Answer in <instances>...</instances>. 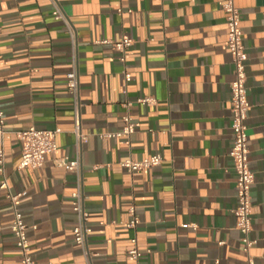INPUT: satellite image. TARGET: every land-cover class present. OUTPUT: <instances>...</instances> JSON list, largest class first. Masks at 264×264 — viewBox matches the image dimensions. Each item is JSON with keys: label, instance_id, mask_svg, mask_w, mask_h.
<instances>
[{"label": "crops", "instance_id": "crops-1", "mask_svg": "<svg viewBox=\"0 0 264 264\" xmlns=\"http://www.w3.org/2000/svg\"><path fill=\"white\" fill-rule=\"evenodd\" d=\"M57 2L76 33V47L66 24L54 17L51 0H0L8 181L0 189V264L20 263L9 195L19 196L16 206L38 264H136L129 255L132 239L144 254L141 264H264V0H237L249 55L247 125L256 174L251 234L256 243L249 253L233 213L235 67L223 1ZM123 39L133 41L125 63L112 45L98 43ZM75 63L82 129L89 136L81 151L66 87ZM146 98L154 104L138 102ZM128 113L135 133L104 138L123 130ZM31 127L62 133L41 169L20 170L23 145L17 133ZM158 154L164 162L153 169L130 173L120 166ZM78 156L92 228L86 250L74 242L77 176L55 164ZM135 218L137 226L129 228Z\"/></svg>", "mask_w": 264, "mask_h": 264}, {"label": "built area", "instance_id": "built-area-1", "mask_svg": "<svg viewBox=\"0 0 264 264\" xmlns=\"http://www.w3.org/2000/svg\"><path fill=\"white\" fill-rule=\"evenodd\" d=\"M222 11L226 14V22L228 29L227 48L232 55L233 64L235 67V80L231 84L232 93V123L231 130L233 133L232 148L229 153L234 163V170L237 176V199L238 204L233 211L236 217L237 229L242 235L243 251L249 253L255 245V241L251 239L253 232L252 209L253 204V187L256 184V174L251 169L250 165V149L247 120L251 109L248 92V74L247 63L249 55L245 43V33L242 28V14L237 6V0H222ZM54 6L53 15L57 20H62L68 30V34L72 39L74 47H76V33L69 23L66 15L63 13L57 0H51ZM100 44H110L112 47L121 52L123 56L120 61L125 63V53L129 50L133 41L123 39L120 42L101 41ZM126 82L129 83L132 79L130 73H125ZM66 87L71 95L74 103V130L75 145L78 151H81L83 145L89 141V136L83 132L82 117H81V97L79 73L76 63L73 69L67 75ZM141 104L151 105L154 100L151 98L140 99ZM130 105H128L129 107ZM124 128L120 133L104 135V138L127 137L132 136L136 131V126L131 115L128 113L123 117ZM6 120L0 102V189L8 188V181L5 174L6 166V149L5 138L7 131L5 128ZM62 133L60 128L49 131L31 127L28 130L17 133L18 138L22 142V157L18 168L22 169H41L46 162V156L54 154L57 151V136ZM129 143V142H128ZM164 157L162 155H153L141 161H136L131 158L122 161L120 166L130 173L140 172L153 169L163 164ZM55 164L77 176V187L72 193V209L77 217V225L75 226L74 242L76 245L86 250L89 235L92 233V228L89 225L90 213L85 206V193L82 178L81 159L78 156L74 160L69 158H60L55 160ZM14 206V221L11 226V231L16 239V245L20 254L19 264H38L33 257L32 247L28 238V229L22 214L17 208L19 196H8ZM133 212V211H132ZM138 220L135 218L129 224V228H135ZM36 228V227H34ZM133 248L129 252L131 258L136 261V264H141L144 254L137 247V239H132ZM250 264H254L250 260Z\"/></svg>", "mask_w": 264, "mask_h": 264}]
</instances>
